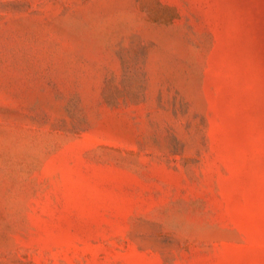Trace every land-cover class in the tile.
Returning <instances> with one entry per match:
<instances>
[{"label":"rangeland","instance_id":"obj_1","mask_svg":"<svg viewBox=\"0 0 264 264\" xmlns=\"http://www.w3.org/2000/svg\"><path fill=\"white\" fill-rule=\"evenodd\" d=\"M0 264H264V0H0Z\"/></svg>","mask_w":264,"mask_h":264}]
</instances>
